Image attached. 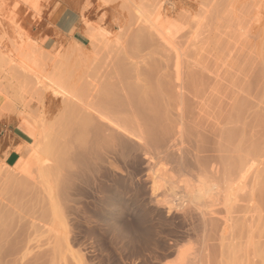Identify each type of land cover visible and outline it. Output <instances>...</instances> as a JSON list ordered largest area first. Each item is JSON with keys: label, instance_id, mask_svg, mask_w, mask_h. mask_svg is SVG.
Here are the masks:
<instances>
[{"label": "bare ground", "instance_id": "obj_1", "mask_svg": "<svg viewBox=\"0 0 264 264\" xmlns=\"http://www.w3.org/2000/svg\"><path fill=\"white\" fill-rule=\"evenodd\" d=\"M146 14L138 8L135 22L144 24L147 30H156L173 49L172 56L177 62L170 73L173 75L162 73L168 68L164 61L160 70L146 74L149 81L154 77L160 80L163 74L167 78L173 76V82L168 78L172 82L170 87L169 82L162 83L168 84L167 88L159 81L150 90L148 84H128L114 91H103L93 80L97 76L91 75L90 79V74L84 73L78 77L63 73L47 78L46 83L38 77L41 72L36 70L35 55L17 53L19 68L36 76L52 95L61 98L63 105L56 129L51 134L52 140L38 131L42 140L48 138L49 142L42 144L36 139L27 146L28 157L17 172L19 177L33 179L32 166L40 164V173H37L41 176L38 174L37 178H43V185L39 183L47 210L40 219L33 218L34 222L43 221L41 225L52 234L53 239L45 243L47 248L53 252L61 249L60 252L69 254L73 260L71 264H162L161 260L166 261L163 264H264V180L259 179L264 151L262 153L263 149L257 144L242 150L239 142H235L239 139V130L235 132V128L226 136L229 146L237 144L232 147L234 156L224 159L219 157L220 152L217 156L213 154L217 148L210 150L204 136L206 131L193 124L198 123L196 114L191 118L192 114L187 111L190 97H194V101V95L202 93L204 87L195 82L193 69L190 73L186 70L192 77L185 76V65L182 67L185 57L182 60L183 52L177 42L179 33L172 30L174 28L161 26L159 12L154 18ZM127 28L128 33L123 32L126 37L122 35L125 40L118 37L123 44L116 43V37L113 43L121 48L123 61L138 66L140 61L137 60L144 62L152 52L144 37L136 39V28L132 24ZM104 33L103 37L91 33L90 39L96 36L94 41L100 37L102 43L107 35ZM108 43L104 44L108 46ZM139 74L122 73L123 77L136 81ZM24 125L30 135L35 134L29 122L25 121ZM227 150L222 151L226 152V157L229 156ZM140 160L141 171L137 169ZM112 165H119L125 172L128 191L133 194L128 201H119L131 219L122 221L124 213H121L114 221L113 230L124 248L122 252L117 250L116 259L111 258L110 251L99 240L79 230L78 214L84 188L91 181L99 183L102 169L110 170ZM80 169L89 174L85 176ZM144 176L148 179L145 186L148 196L138 201L140 186L146 183L141 178ZM34 225L38 226L33 224L32 228ZM34 233L32 230L29 235L24 234L14 251L15 254L23 252L21 264H28L22 261L44 246L37 245L39 235L36 233L38 237H32ZM184 243L189 245L184 246ZM57 255L61 258V254Z\"/></svg>", "mask_w": 264, "mask_h": 264}, {"label": "rangeland", "instance_id": "obj_2", "mask_svg": "<svg viewBox=\"0 0 264 264\" xmlns=\"http://www.w3.org/2000/svg\"><path fill=\"white\" fill-rule=\"evenodd\" d=\"M137 7L147 13L148 18H154L159 12L161 26L178 31L177 42L183 52L182 60L185 57V61H182L185 64L181 62L183 68L185 65V76L193 69V78L197 79L195 82L204 87L201 89L202 93L198 90L201 86L197 87L200 93L194 95L196 102L192 101L194 97H190L192 100L188 103L192 108L186 104L190 108L189 110L186 106L187 111L189 115L192 114L191 118L196 114L195 121L200 124H193L206 131L204 136L210 150L211 147V151H216L217 148L219 157L230 158L234 156L232 147L237 146L239 142L238 146L242 150H246L248 145L257 144L263 149V153L264 0H0L1 113L29 122L35 130L33 141L37 139L43 144L52 140L53 131L62 112L61 98L52 95L36 76L19 68V51L22 54L35 55L38 63L36 70L41 72L38 77L46 83L47 78L63 73L75 77L84 73L90 74V79L93 78L91 75L97 76L93 80L103 91H114L128 84H148L150 90L159 81L161 86L166 88L168 84L162 83L169 82L170 87L174 77H170V82V78L165 75L173 73V67L177 63L172 56L173 49L156 30H147L144 24L135 22ZM61 11L77 14L80 34L77 35L78 42L71 39V34L55 36L49 32L55 17ZM131 24L136 28V39L139 41L144 37L149 42V51L152 52L144 62L137 60L140 61L138 66H130L127 61H123L121 48L113 43L116 38L118 40V37L124 35L123 32L128 33L126 27ZM101 30L108 35H104L107 38L104 37L102 41L103 43L107 39L108 46L104 44L107 41L101 43L100 37L94 41L92 40L96 36L90 39L92 34L102 36L104 32ZM123 38L122 36L121 39L125 40ZM120 41L119 38L116 43ZM121 42L118 43L120 46L123 44ZM162 61L168 66V70L162 72L166 74H163L160 80L154 77L149 81L146 74L160 70ZM127 71L131 75L140 72V77L136 78L138 82L133 78L123 77L122 73ZM205 128L210 132L207 133ZM235 128V132L239 130V139L235 141L237 144L232 143L229 146V142L226 143L227 132L234 131ZM40 130L42 135L48 136V140H42L43 136L38 134ZM226 144L228 146H225ZM223 146L230 152L227 157L226 152H222L225 150L221 148ZM28 152L29 149L25 158L14 167H6L0 160V264H21L20 257L23 252L15 254L14 251L24 234L29 235L32 230L35 232L32 237L39 235L36 238L39 242L37 245L44 246L27 256L23 263L27 261L28 264H71L73 260L69 254L60 252L61 249L55 250L57 254H61V258H58L55 251L47 248L45 243L53 239L52 234L42 226L43 221L34 222L35 217L41 218L47 207L44 205L43 178H37L40 173L39 162L32 166L33 171L31 169L32 173L30 172L31 176L36 178H33L34 181L40 180L38 183L30 179V176L24 178L17 174L28 157ZM216 153L213 152L217 156ZM141 162L140 160L137 165L140 171L143 170ZM262 164L259 166V179L264 180ZM109 169H102L99 183L94 184L91 181L89 186L84 188V194L79 198L81 205H78L77 213L80 214L79 230L99 240L110 251L111 258L116 259L117 250L122 252L124 248L123 242L113 230L114 223L121 213H124L122 221L128 222L131 219V215L125 213L124 206L119 204V201H128L133 194L128 191V182L121 167L112 165ZM79 171L84 172L85 176L89 174L84 169ZM253 177H250L249 185L252 184ZM141 178L146 183L140 186L138 201L145 200L148 196L145 191L148 179L146 176ZM33 224L38 226L34 225L32 228ZM161 263L166 261L161 260Z\"/></svg>", "mask_w": 264, "mask_h": 264}, {"label": "crops", "instance_id": "obj_3", "mask_svg": "<svg viewBox=\"0 0 264 264\" xmlns=\"http://www.w3.org/2000/svg\"><path fill=\"white\" fill-rule=\"evenodd\" d=\"M78 24V17L75 12L61 11L55 17L49 32L55 36L71 34V39L78 42L77 35H80ZM25 121L3 114L0 109V160L8 168L16 166L20 160L25 158L27 146L33 142L35 134L30 135L25 130Z\"/></svg>", "mask_w": 264, "mask_h": 264}]
</instances>
